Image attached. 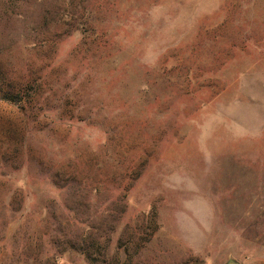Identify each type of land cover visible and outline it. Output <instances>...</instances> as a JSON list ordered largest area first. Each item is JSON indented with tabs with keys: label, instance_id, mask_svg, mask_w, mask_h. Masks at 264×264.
<instances>
[{
	"label": "rangeland",
	"instance_id": "rangeland-1",
	"mask_svg": "<svg viewBox=\"0 0 264 264\" xmlns=\"http://www.w3.org/2000/svg\"><path fill=\"white\" fill-rule=\"evenodd\" d=\"M264 264V0H0V264Z\"/></svg>",
	"mask_w": 264,
	"mask_h": 264
},
{
	"label": "water",
	"instance_id": "water-1",
	"mask_svg": "<svg viewBox=\"0 0 264 264\" xmlns=\"http://www.w3.org/2000/svg\"><path fill=\"white\" fill-rule=\"evenodd\" d=\"M222 264H240V263L235 259H228Z\"/></svg>",
	"mask_w": 264,
	"mask_h": 264
}]
</instances>
